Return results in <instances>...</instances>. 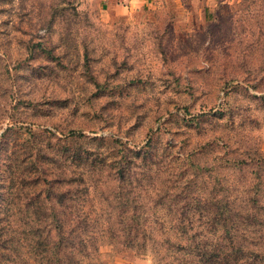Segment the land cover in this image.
I'll return each mask as SVG.
<instances>
[{
  "label": "rangeland",
  "instance_id": "rangeland-1",
  "mask_svg": "<svg viewBox=\"0 0 264 264\" xmlns=\"http://www.w3.org/2000/svg\"><path fill=\"white\" fill-rule=\"evenodd\" d=\"M139 1L0 0V264H31L81 158L123 152L195 170L226 196V264H264V0Z\"/></svg>",
  "mask_w": 264,
  "mask_h": 264
},
{
  "label": "trees",
  "instance_id": "trees-1",
  "mask_svg": "<svg viewBox=\"0 0 264 264\" xmlns=\"http://www.w3.org/2000/svg\"><path fill=\"white\" fill-rule=\"evenodd\" d=\"M136 157L123 152L115 160L77 162L80 172L68 178L65 191L54 192L51 213L39 207L28 224L31 264H101L104 246L142 255L151 250L156 264H226L227 204L212 203L226 196L207 181L194 186L195 170H176L166 156L150 163L147 155ZM208 232L220 236L198 238Z\"/></svg>",
  "mask_w": 264,
  "mask_h": 264
},
{
  "label": "crops",
  "instance_id": "crops-1",
  "mask_svg": "<svg viewBox=\"0 0 264 264\" xmlns=\"http://www.w3.org/2000/svg\"><path fill=\"white\" fill-rule=\"evenodd\" d=\"M132 1H134V0H132ZM144 1H145V0H144ZM108 2H111V1H108ZM140 2H141V1L138 0V3H140ZM142 3H144V2H142Z\"/></svg>",
  "mask_w": 264,
  "mask_h": 264
}]
</instances>
